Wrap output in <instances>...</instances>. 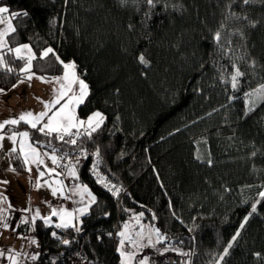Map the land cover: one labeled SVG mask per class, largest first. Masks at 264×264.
Instances as JSON below:
<instances>
[{
    "label": "trees",
    "instance_id": "trees-1",
    "mask_svg": "<svg viewBox=\"0 0 264 264\" xmlns=\"http://www.w3.org/2000/svg\"><path fill=\"white\" fill-rule=\"evenodd\" d=\"M0 4L11 15L27 13L12 16L15 31L0 52L16 71H0V89L22 75L24 60L8 49L28 43L35 73L56 75L63 70L60 61H73L88 85L77 115L99 109L105 117L91 136L75 137L76 145L24 122L4 128L28 131L41 147L99 149L100 171L120 191L113 195L90 182L86 164L75 167L97 201L79 224L92 260L119 264L117 227L131 211L142 210L166 237L164 250L189 252V264H264V93L246 96L264 85V0ZM49 45L53 53L41 57ZM237 69L243 75L233 88ZM18 155L9 154L12 167L25 171ZM18 227L24 233L34 227L43 252L59 250L55 236L73 232L41 218Z\"/></svg>",
    "mask_w": 264,
    "mask_h": 264
},
{
    "label": "snow or ice",
    "instance_id": "snow-or-ice-1",
    "mask_svg": "<svg viewBox=\"0 0 264 264\" xmlns=\"http://www.w3.org/2000/svg\"><path fill=\"white\" fill-rule=\"evenodd\" d=\"M148 5H153L154 0H146ZM245 3H248L249 0H244ZM121 4L127 3V0H120ZM9 9L7 7H0V14L7 13ZM16 15H27V13H12V16ZM0 22H2V19H0ZM15 29L11 27L9 24L8 29L6 31H0V50L5 49L7 47V41L5 40V36L8 35L9 32H14ZM217 40L220 38V34L217 33L216 37ZM9 52H12L15 54L16 59L25 60V64L22 68L19 69V72L23 74V78L19 79L17 81V84H13L12 88H16L19 84L24 83L25 81H31L33 78L39 79L43 83H52L55 82L59 84V87L53 88V98L44 101L41 100L40 97H37L36 99L39 100L43 104V110L38 113H33L32 111H25L20 113V115L17 118L7 119L2 122H0V130H3L6 125H18L21 122H24L27 124L31 129H35L38 132L44 134L45 136H51L55 134V139L63 141L65 143H70L72 145L77 144V139L74 137H79L81 135H88L91 136L92 133L96 132L98 129H100L101 125L104 123L105 117L103 114L99 111L93 112L90 116H88L87 120H80L76 114L75 109L78 105H81L85 102V99L88 96V85L84 82V80L80 79L76 75V65L73 62L64 63L63 61H60L63 64V67L65 69L63 77H53L50 80L45 79L44 77H38L35 76V73H33L32 67H33V60L36 58L35 55L32 53V50L28 44L20 45L19 47L8 49ZM26 53V55H25ZM50 53H53L52 48H47L41 53V57H47ZM57 60H59V57H57ZM139 60L141 63L147 64V61L145 60L144 56L141 55L139 57ZM9 61L5 59V56L2 52H0V71H3L5 73H13L16 71V69L9 66ZM243 73L237 69L234 74L231 77L232 81V87L236 88L238 84V78L242 76ZM73 85H78V92L74 90ZM5 90L0 89V93H3ZM257 92L264 93V85L260 86V89L254 90L253 93H246V96H253ZM254 103V101H253ZM58 106V107H56ZM46 121V122H45ZM76 129L75 132L72 130ZM81 129L84 131L81 132ZM65 137H69L68 140H65ZM5 138L12 141L13 147L9 150L10 154H16L17 153V147L16 145H19V155L16 156V159L22 160L23 166L27 171H31L30 165H36L37 166V180L35 184V188L40 189L42 187H49L52 191V195L55 196L58 193L63 196L64 195V185L63 181L60 179H55L51 183L48 180H43V183H41V179L47 174L52 175L53 173L56 174L57 177L60 176V173H56L55 168H46L45 171H41L39 166L44 165L45 163V157L50 159L54 165L59 166V160L63 159V157H57L55 155L57 149H52V154L49 153H41L38 151L37 147L33 145L32 142H30V136L28 131L24 132H16L12 131L11 135H8L5 137L4 134L0 133V141H3ZM2 146V145H0ZM51 146V145H49ZM81 153L83 154V149H81ZM94 155H99V149H97V152L94 153ZM67 175L76 178L77 173L75 170L74 165H67ZM9 171H15L14 168L9 166ZM93 171L95 172V165L93 168ZM98 176V182H103L104 178ZM0 183H8V181H0ZM53 184L56 185V187H53ZM108 187V185H105ZM110 191L113 192V195H116L120 190L113 188H109ZM74 193H78L81 196V200H83L84 194L86 193L88 196V203L84 204L83 207L74 210L75 213H78L80 215H83L87 213L88 208L90 205L95 204L96 198L92 195V193L88 190L86 185H76L74 189H72ZM261 197H264V192L260 193ZM7 197L3 196L2 193H0V201H6ZM255 205H253L252 211L254 212ZM143 213L140 214L142 216ZM51 216H59L60 222L57 223L55 226L57 228H68V227H76L74 224H71V220L74 217L73 212H68L64 208H60L59 210L53 209ZM51 216L42 217L45 224L51 223ZM39 217V212L32 217L33 222L36 220V218ZM78 219V216L75 217ZM2 219V217H0ZM248 217H245V221H247ZM137 222H139V216L136 217ZM27 220L22 221V223H27ZM3 227L7 228L8 225L5 223L3 224ZM244 227V224L242 223L240 225V228L242 229ZM125 228H127V224L125 225ZM79 227H76V231H79ZM151 233L154 234L157 237L156 243H160L166 239L163 235H161L160 230L157 228L152 227ZM239 230L237 231L236 235L232 237V240L235 241L237 237L239 236ZM53 236L56 235L55 232L52 233ZM118 235L122 238L120 243L121 245H124L125 241H131V237L128 235L126 231H122L118 233ZM137 236L143 239L144 232H143V226L141 227V231L137 233ZM135 244V246L139 249L143 247V245L139 244L137 241H131ZM32 243H36L35 240L32 241ZM70 241L64 240L63 244L67 245ZM148 245H153V241L151 240V237L149 236L148 239ZM231 242L229 243L228 247L224 249V253L227 254L229 248H231ZM120 251V255L122 257L121 264H129V261L134 256V253H125L121 249H117ZM165 252L169 251V249H165ZM0 255H3V252H0ZM223 257H221L222 259ZM9 259L12 260L13 264H16L15 257L10 256ZM33 260L36 259V256L32 257ZM148 258L145 257L143 260L140 261V264H147Z\"/></svg>",
    "mask_w": 264,
    "mask_h": 264
},
{
    "label": "rangeland",
    "instance_id": "rangeland-1",
    "mask_svg": "<svg viewBox=\"0 0 264 264\" xmlns=\"http://www.w3.org/2000/svg\"><path fill=\"white\" fill-rule=\"evenodd\" d=\"M0 7H6V6L3 4H0ZM0 19H2V22H0V31H6L8 29L9 24L13 28L12 15L9 11L7 13L0 14ZM5 40L7 41L6 48H9L7 36H5ZM23 44H28V43H20L16 45L15 47H12V49L19 47L20 45H23ZM49 47L51 48V46L49 45L45 49ZM31 50H32V53L35 55L32 48ZM25 62L26 61L24 60V64ZM69 62L70 61H67L64 63H69ZM62 72L56 75H52V76H45V75H41L35 72L33 73H35V76L44 77L45 79L50 80L53 77H63L64 72H65L64 67H63ZM60 74L61 76H59ZM78 77L84 80L79 75ZM22 78H23V74L21 75L19 79H22ZM17 81L14 84H17ZM84 82L86 83L85 80ZM54 87L58 88L59 84L55 82L43 83L39 79L33 78L30 82L25 81L24 83L19 84L16 88H12V86H10L9 88L4 89L5 91L3 93H0V122L7 120V119L17 118L20 115V113L25 112V111H32L33 113H38L42 111L43 104L36 98L40 97L41 100H44V101H48L52 99ZM73 88L75 91L78 92L79 90L78 85H73ZM97 111L102 113L101 110L96 109V110L91 111L87 116H90L92 112H97ZM87 116L79 117V118L83 119V118H86ZM15 131L24 132V130H15ZM0 133L4 134L5 137H7L8 135H11L12 131H4L3 129V130H0ZM0 145H2L0 146V163L10 162L9 164L12 167V162L9 157V154H10L9 150L13 147L12 141L5 138L3 141H0ZM42 148L45 149V145H43ZM29 167L31 168V171L29 173L32 175L33 174L32 166H29ZM57 178L63 181L64 198L72 196V194L70 195L69 187L74 189L76 185L68 186L65 184L64 180L60 176ZM6 181H8V183L6 184L0 183V193H2L3 196L7 197L6 201H0V217H2V219H0V252H3V255H0V264H13L12 260L9 259L10 256L15 257V261L17 264L21 255H23L27 251V249L30 247L31 241L27 233L20 232L16 229L18 220L27 219L28 214H30L31 212L30 210H32V212L34 213L33 216L37 213V211L39 212V215L45 214L46 216H51L53 209L59 210L60 208H64L68 212L74 213V217L71 220V224H74L75 226H79L81 215L78 213H75L74 210L79 209L81 208V206L83 207L84 204L88 203V196L86 193L84 194L83 200H81V196L78 193H76V195L72 197L74 200L77 197L79 202L77 201L73 205L70 202L71 204L70 205V204H66L65 202L64 203L62 202L61 195L59 193L53 196L51 189L47 186L42 187L40 189L35 188L36 181H33V188H32V184L27 180L26 177L25 179L22 177V179H16V180L11 179V180H6ZM77 185H86L88 190L94 196L88 182H85V181L83 182V181L78 180ZM53 187H56V185L53 184ZM15 191H20V192L15 193ZM141 213H143L142 210L131 211L127 215V217L120 222V225L117 227V230H116L117 239H118L116 248L121 249L125 253L134 252V259L137 260L138 264H140V261L143 260L145 257L148 258L147 264H150V256H149L150 250H151L150 248H155L156 252L158 251L159 253H174L173 251L165 252L161 244L156 243L157 237L151 233V228L152 227L156 228V227L150 221L144 219L143 215L140 216ZM33 216H31V220ZM77 216H78V219L75 218ZM138 216H139V222H137L136 220V217ZM56 220H58V223H59L60 217L51 216L52 225H56L55 224ZM5 223L8 225L7 228L3 227V224ZM126 224H127V228H125ZM142 226H143V232H144L143 239L137 236V233L141 231ZM71 228H74V227H71ZM122 231H126L128 233V235L131 237V241H137L139 244L143 245V247L138 249L135 246V244L132 243L131 241H125L124 245H121L120 241L122 238L118 235V233ZM149 236L151 237V240L153 241L154 246L148 245ZM127 245L130 246L131 251L128 250ZM118 252L120 254V251ZM135 253L137 254L136 256H135ZM138 254H141V255H138ZM121 260H122V257L120 255L119 264H121ZM133 261L130 260L129 264H133Z\"/></svg>",
    "mask_w": 264,
    "mask_h": 264
},
{
    "label": "built area",
    "instance_id": "built-area-1",
    "mask_svg": "<svg viewBox=\"0 0 264 264\" xmlns=\"http://www.w3.org/2000/svg\"><path fill=\"white\" fill-rule=\"evenodd\" d=\"M84 130L81 129V132ZM69 137H65V140H68ZM51 145V146H49ZM57 149L55 155L57 157H63L59 160V166L52 165L60 170L66 169L67 165H74L75 167L80 164H86L88 180L92 183L101 184L104 187L107 184L106 188L119 189L118 185L112 183L109 178H107L101 171L100 165L98 163L97 155L93 148L82 147L77 150L68 151L66 149H61L54 147L52 144L45 145V149L48 152H52V149ZM83 149V154L81 153ZM95 165V172L93 171ZM103 177V182H98V176ZM64 182L68 186H73L78 184V177L73 178L69 175L63 177ZM118 194V193H117ZM116 194V195H117ZM79 227V226H76ZM76 227L73 228L71 236H62L56 235V238H59V241L62 244V248L53 252H43L41 246V241L37 235L36 229L30 227L27 230V235L30 238L31 245L27 251L21 255L17 264H99L98 262L92 260L87 254L83 242L85 238H82L81 229L76 231ZM35 240L36 243H32ZM64 240L70 241L69 244H63ZM150 264H189L190 254L189 252L184 253H159L156 252L155 248H150ZM36 256V259L33 260L32 257Z\"/></svg>",
    "mask_w": 264,
    "mask_h": 264
},
{
    "label": "crops",
    "instance_id": "crops-1",
    "mask_svg": "<svg viewBox=\"0 0 264 264\" xmlns=\"http://www.w3.org/2000/svg\"><path fill=\"white\" fill-rule=\"evenodd\" d=\"M70 62H73V61H70ZM74 63V62H73ZM76 71V70H75ZM63 73V72H62ZM61 73V74H62ZM61 74L59 75V76H61ZM76 75L78 76V74H77V72H76ZM56 107H58V106H56ZM77 108V107H76ZM93 113V112H92ZM91 113V114H92ZM75 114H76V116L79 118V116L77 115V113H76V109H75ZM90 114V115H91ZM104 116V115H103ZM87 118H88V116L86 117V118H83V119H80V120H87ZM73 132H75L76 131V129H73L72 130ZM75 138V137H74ZM30 142H32L33 143V145L35 146V147H37V149H38V151H40L41 153H49V154H52L51 152H48L47 150H45V149H43L42 147H41V145H37L35 142H33L31 139H30ZM17 150L19 151V145H17ZM10 162H2V163H0V180H16V179H22V177L25 179V177L27 178V180L32 184V188H33V181H36L37 180V176H38V172H37V166L36 165H30V166H32V171H33V174L31 175L30 173H29V171H27L26 169H25V171H9V166H10V164H9ZM13 168V167H12ZM39 168H40V170L41 171H45L46 170V168H55V170H56V173H60V177L63 179V177H65V176H67L66 174H67V169H64V170H60V169H58V168H56V167H54L53 165H52V161L50 160V159H48L47 157H45V163H44V165H40L39 166ZM55 179H58L57 178V176H56V174L55 173H53L52 175H45L42 179H41V183H43V180H48L49 182H51L52 180H55ZM64 180V179H63ZM69 191H70V195L72 194V196H74V195H76V193H74L73 191H72V188H70L69 187ZM20 191H15V193H19ZM72 196H70V197H65L64 198V195L63 196H61V200H62V202L64 203H66V204H70V202L72 203V205L73 204H75V202H79V200H78V198L76 197L75 198V200L73 199V197ZM71 205V204H70ZM82 207V206H81ZM31 212H30V214H28V218L27 219H20V220H18V223H17V227H16V229L18 230V231H20L19 229H20V227H18V225H20V224H23L22 223V221H24V220H27L28 221V223L29 224H32L33 223V220H31V216H33V212H32V210H30ZM42 217H46V215L44 214V215H39V217H37V218H41L42 219ZM36 218V219H37ZM58 223V220H56L55 221V224H57ZM50 225H52L51 223H50ZM55 226V225H54ZM20 232H22V231H20ZM24 233V232H23ZM128 246V250H130L131 251V248H130V246L129 245H127ZM116 251L118 252V250H117V248H116ZM134 253V252H133ZM118 254H119V252H118ZM120 255V254H119ZM137 254L135 253V256H136ZM138 255H141V254H138ZM139 259H141V258H139ZM132 261H133V264H138L137 263V260H135L134 259V256L132 257V259H131Z\"/></svg>",
    "mask_w": 264,
    "mask_h": 264
}]
</instances>
